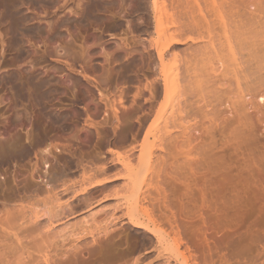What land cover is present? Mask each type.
Wrapping results in <instances>:
<instances>
[{
    "label": "rangeland",
    "instance_id": "374dc122",
    "mask_svg": "<svg viewBox=\"0 0 264 264\" xmlns=\"http://www.w3.org/2000/svg\"><path fill=\"white\" fill-rule=\"evenodd\" d=\"M152 2L0 0V256L7 254L12 264H34L28 254L9 248L17 243L16 233L25 235L23 223L35 212L55 224L50 235L62 245L61 252L91 241L90 236L74 241L77 236L71 226L94 212L96 223L102 225L122 218L116 230L129 233V264L134 256L137 264H159L164 259L161 264H177L175 245L168 241L161 245L152 234L132 227L125 208L111 207L119 203L117 198H102L106 189L125 187L127 175L137 169L142 180L135 186L140 199L146 196L162 204L152 187L161 177H172L168 187H178L176 196L171 194L174 203L186 188L183 181L193 189V196L189 190L184 198L192 228L201 215L210 223L213 215L228 221L226 226L208 229L214 230L210 237L220 240L213 264H264V83L256 80L254 85L249 79V85L230 72H218L202 88L188 91L183 56H167L164 61L158 56V47L175 31L177 15L167 18L163 12L156 13ZM164 72L180 74L172 99L163 89ZM99 90L109 96L108 106ZM86 106L93 117H88ZM179 106L184 124L192 125L188 135L194 141L192 149L175 148L171 139H161L164 115ZM150 125L153 135L147 138ZM79 160L88 169L115 160L117 167L110 174L124 176L113 186L92 189L96 201L90 215L85 210L67 217L60 215L59 205H76L80 199L75 196L83 175ZM141 162L144 169L138 167ZM47 164L50 174L62 164L68 174L50 181ZM23 187L35 190L28 192L33 195L30 200L18 199ZM21 206L26 211L18 212ZM8 210L12 211L9 217ZM155 213L152 217L158 219V210ZM139 215L149 222L145 213ZM89 221L91 229L97 227ZM148 237L152 240H145ZM184 237L191 247L198 245L191 232ZM31 251L40 264L41 255L36 248ZM23 258L28 262L22 263Z\"/></svg>",
    "mask_w": 264,
    "mask_h": 264
},
{
    "label": "bare ground",
    "instance_id": "6f19581e",
    "mask_svg": "<svg viewBox=\"0 0 264 264\" xmlns=\"http://www.w3.org/2000/svg\"><path fill=\"white\" fill-rule=\"evenodd\" d=\"M152 1V8L156 13L163 12L167 18H172L174 15H177V20L174 24L175 31L164 45L158 47V56L161 61H164L167 56H183L184 71L186 73L184 75V83L188 91L196 87L202 88L204 81L218 72H230L236 80L239 82L244 80L249 85L251 83L255 85L256 80L264 83V0ZM181 47L182 49H180ZM178 48L180 49L179 51ZM106 56L107 61H109L110 56L107 54ZM177 71L178 68H176ZM179 76V73L173 75V73L170 74L169 72H164L161 75L163 89L167 97H171L176 92L174 91L175 81L179 80ZM172 77L175 79H172ZM99 93L101 100L108 106L109 96L103 94L101 90H99ZM120 103L124 106V96L122 94L120 95ZM84 109L88 117H93V114L87 106ZM113 110L114 115L119 118L120 113L115 105L113 106ZM127 112L129 113V110ZM159 113L161 114L162 112ZM182 114L183 110L179 106L177 108L172 107L169 114L164 115V133L161 139L162 137L163 139H171V143L175 148L186 145L189 149H192L194 147V141L188 136L192 125L188 126L184 124ZM106 115L108 116V113ZM179 130L182 131L179 132ZM151 135H153L152 125L147 130V138ZM110 152L113 154L116 153L115 149H110ZM97 159L101 160L102 156H98ZM139 159H141V155ZM57 163L60 164L58 161ZM35 164L37 166L39 165V159H37ZM143 164L141 162L138 167L144 169L145 165L143 166ZM77 165L82 166L83 170L81 187L75 194L80 199L76 205L70 202L59 205L60 215H66L67 217L71 215L72 217H76L85 210L90 215L92 206L96 201V197L92 194V189L99 185L102 187L113 186L116 183L114 181L124 176V174L118 173L110 174V171L117 167L115 160H111V162L104 161L102 165L96 167L90 166V169L81 160H79ZM61 166L57 165L50 174V166L47 164L45 174H50V181L63 179L68 174L66 166L64 164ZM140 173V170L137 169L130 176L127 175L125 187H121L120 189H106L102 193V198H117L119 200L117 202L119 203L111 207L114 211L125 208V215L128 218V223L132 227L152 234L161 245L166 243V241H168V244H172V247L175 245L176 247L174 246L173 249L175 251L178 250L175 256V260L178 262L177 264H213V254L218 251V243L220 240L210 237L209 234L214 233V230L209 233L208 229L210 227L214 229L215 225L226 226L228 221L217 215H213L212 218L214 217V221L210 223L209 218L207 219L206 216L201 215L196 227L192 228V222L186 216L189 212V207L184 201L189 190L192 191L193 196V189L189 184L183 181L186 188L182 191L181 197L177 198L178 204H176L174 203V198H171V194L175 197L178 187H168L172 183V177L168 176L169 178H166L165 176V180H161L162 177L159 175V178H161L157 180L155 187H152V189L161 198L159 200H162V204L160 203L162 206L159 203L156 205L153 200L151 202L147 200L146 196H143L145 194H142L143 197L141 199L138 196V186H135L142 181H140ZM98 174L104 175V178L93 181V177ZM171 174L169 173L168 175L172 176ZM45 176L48 177V175ZM32 180L37 182L36 178ZM39 180L45 181L44 178H40ZM129 185L130 187H127ZM37 187L42 186L39 184ZM23 190V193L18 195V199L20 201H25V199L30 200L33 195L28 192L35 190L31 187H23ZM20 210L23 212L25 206H21L18 212ZM156 210L159 212L158 219L155 216L154 218L152 217L154 214H157L155 213ZM7 212V217L11 216L12 211L8 210ZM140 213H145L150 218L149 222L142 220L141 215H139ZM95 216L96 214L93 212L90 218L84 217L71 226L73 227L74 235L77 236L74 241L85 239L87 236L91 237V241L75 243L65 252H61L60 248L62 245H59L56 240H53L55 237L51 238L50 235L52 230L54 231L55 224L50 223L51 218L45 222L43 215L35 212L23 223L21 231L25 235L21 237L19 233H16L14 238L17 240V243L13 248L9 249L11 251L21 250L24 254H28V258L34 264H36V258L33 256L32 248H36L37 253L41 255L37 258L40 264H129L128 261L132 252L129 233L124 229L116 230L122 222V218L114 217L111 221L107 220L102 225L101 223H96ZM89 219L95 222V226L98 224L97 227L91 229V226H88L90 223ZM168 231L169 233H167ZM189 232L194 235L198 243L194 248L190 246L189 241L184 237V234ZM170 233H174L175 235L173 234L174 236L172 237ZM220 236L218 237L222 238ZM64 240L62 239V241ZM145 240L151 241L152 238L148 237ZM182 244L186 248L181 251L180 246ZM198 248L202 249L203 252L200 253ZM6 255L0 256V261L12 264V260ZM138 260V257L134 256L130 264H137L139 262ZM225 261L228 262L229 259L226 258ZM21 262L25 263L28 261L23 258ZM162 264L171 263L164 262Z\"/></svg>",
    "mask_w": 264,
    "mask_h": 264
}]
</instances>
